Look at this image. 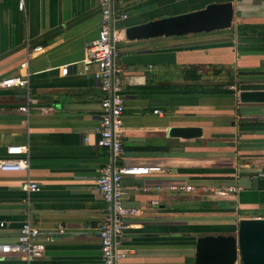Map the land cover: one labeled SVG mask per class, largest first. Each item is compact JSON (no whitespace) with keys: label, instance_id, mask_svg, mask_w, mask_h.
Here are the masks:
<instances>
[{"label":"crops","instance_id":"0c3cea01","mask_svg":"<svg viewBox=\"0 0 264 264\" xmlns=\"http://www.w3.org/2000/svg\"><path fill=\"white\" fill-rule=\"evenodd\" d=\"M193 1L115 4L126 14L114 22V80L124 97L116 163L160 167L123 180L124 203L134 212L118 238L121 264H193L199 236L235 234L240 219L264 217V125L239 126L243 119L264 123V103H240L232 87L242 78H264V0H212L233 3V24L223 29L229 35L220 29L130 40L124 34L179 3L207 4ZM99 20V0H25L22 9L17 0H0V79H27L25 87H0V157L6 146L26 144L30 158L27 176L0 171V218L7 222L0 240L15 239L29 220L42 238L52 234L39 258L47 264L100 258L97 228L108 209L96 178L111 155L97 142L102 92L96 65L84 55ZM36 46L42 49L34 52ZM211 64L223 65L227 75L207 81ZM240 69L249 74L239 77ZM22 104H29L27 113ZM175 126H198L202 135H169ZM26 178L38 190H21ZM188 184L195 189L169 188ZM20 263L17 255L0 254V264Z\"/></svg>","mask_w":264,"mask_h":264},{"label":"built area","instance_id":"2783aa9c","mask_svg":"<svg viewBox=\"0 0 264 264\" xmlns=\"http://www.w3.org/2000/svg\"><path fill=\"white\" fill-rule=\"evenodd\" d=\"M118 0H99L100 20L97 36L85 49L87 62L96 65L94 77L102 92L100 100V121L98 145L107 149L111 155L110 161L102 165L96 178V186L103 200L107 204L108 214L100 222L97 228L99 238L100 258L96 264H121L125 253L120 249L118 238L128 227L127 218L134 212L124 203L127 195V186L124 183L126 176L147 175L160 171L159 166H139L117 164L116 159L123 153V112L124 97L120 86L115 82L114 77L118 69L115 65L117 57L116 44L119 35L114 30V22L126 16L125 13H118L115 4ZM25 0H17L20 9L24 7ZM42 46L33 48L34 52L40 51ZM25 66L24 62L21 64ZM61 72H67V66ZM25 87L27 79L20 76H6L0 79V87ZM29 104H22L19 110L27 113ZM158 112V110H155ZM5 156L0 157V171H16L26 174L30 168L28 146L26 144H11L5 148ZM264 176V172L259 174ZM21 190L29 193L38 190L37 182L26 178L20 183ZM172 190L189 191L194 186L180 185L170 186ZM157 204V201H152ZM7 222L0 218V229L5 228ZM59 232L64 228L59 227ZM40 229L25 220L20 225L18 235L10 241L0 240V254H14L20 257V264H47L39 260L43 255L46 242L52 240V234L42 238ZM233 264H240L236 259Z\"/></svg>","mask_w":264,"mask_h":264},{"label":"water","instance_id":"95a60500","mask_svg":"<svg viewBox=\"0 0 264 264\" xmlns=\"http://www.w3.org/2000/svg\"><path fill=\"white\" fill-rule=\"evenodd\" d=\"M232 1L210 2L204 7L150 20L125 28L130 39L156 36H180L189 33L227 29L233 24ZM240 103H264V78H242L237 84ZM169 135L194 138L202 135L198 126H175ZM232 141H210L208 146H233ZM193 264H264V217L242 218L235 234L199 236L195 243Z\"/></svg>","mask_w":264,"mask_h":264},{"label":"rangeland","instance_id":"374dc122","mask_svg":"<svg viewBox=\"0 0 264 264\" xmlns=\"http://www.w3.org/2000/svg\"><path fill=\"white\" fill-rule=\"evenodd\" d=\"M203 2H205V3L207 2V4H208V3L214 2V1H212V0H203V1L202 0H195V1H193V4H194V6H200ZM194 9L195 8L190 3H179V4L176 5V7H172L170 9L166 10L163 13L164 16H162V18L166 17V16H170V15H175V14L191 11V10H194ZM214 31H213L214 32L213 34H219L216 30H214ZM220 32H223L224 34L228 33V35L230 33V31H226V30H223V31H220ZM223 33H220V34H223ZM233 36L234 35H232V37ZM208 67L209 68L206 69L207 81L211 80V77L214 78L217 75H220L223 78L224 75H227V73H228L227 68H225L223 65L220 66V65H217V64H211ZM232 87H235V89H237V84L235 86H232Z\"/></svg>","mask_w":264,"mask_h":264},{"label":"trees","instance_id":"16d2710c","mask_svg":"<svg viewBox=\"0 0 264 264\" xmlns=\"http://www.w3.org/2000/svg\"><path fill=\"white\" fill-rule=\"evenodd\" d=\"M237 73H238V76L239 77H244V76H246V74H249L244 69H240ZM238 112L241 113L240 110H238ZM260 125H264V123L259 122V121H253V122H251V121H247V120H244V119L239 121V126H241V127H246V126H260Z\"/></svg>","mask_w":264,"mask_h":264}]
</instances>
